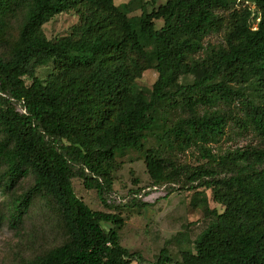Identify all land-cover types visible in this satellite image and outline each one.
<instances>
[{
	"label": "trees",
	"instance_id": "1",
	"mask_svg": "<svg viewBox=\"0 0 264 264\" xmlns=\"http://www.w3.org/2000/svg\"><path fill=\"white\" fill-rule=\"evenodd\" d=\"M237 1L253 10H236ZM133 3L122 11L113 0H0V31L19 23L8 56L0 55L1 181L10 190L28 173L35 176L11 202L10 218L20 223L34 198L52 199L67 235L25 264L144 263L121 246L120 215L92 211L72 181L81 180L112 207L106 198L116 156L143 149L163 101L181 114L162 122L156 140L180 153L196 149L214 168L185 174L161 149H147L151 185L210 189L224 208L209 212L194 252H182L179 264H264V147L216 156L209 146L229 122L264 141V0H168L139 19L128 16ZM70 10L80 24L69 36L48 40L43 25ZM222 30L221 45L204 46ZM51 63L55 73L42 82L35 70ZM150 69L156 81L150 90L139 87ZM183 78L191 82L179 83ZM236 105L238 115L223 110ZM143 191L128 192L124 205L146 206L137 198ZM170 263L163 248L155 264Z\"/></svg>",
	"mask_w": 264,
	"mask_h": 264
},
{
	"label": "rangeland",
	"instance_id": "2",
	"mask_svg": "<svg viewBox=\"0 0 264 264\" xmlns=\"http://www.w3.org/2000/svg\"><path fill=\"white\" fill-rule=\"evenodd\" d=\"M130 1L113 0L122 11L126 10V5ZM166 1L168 0H133L132 11L128 13V16L139 19L142 11L150 14L152 11H157ZM245 6L253 10V6L246 2L237 1L235 3L236 10ZM227 14V12H219L224 19L227 18ZM79 24V14L70 10L55 16L44 24L42 32L48 40L56 41L69 36ZM161 24V20L154 22L157 29ZM18 26V21L12 20L4 31H0V55L8 56L16 40ZM223 35L224 30L209 35L204 40V46L221 45ZM196 57L203 58L204 53H199ZM54 73L52 63L35 70L36 77L42 82H46ZM156 79L157 73L152 69L147 70L138 80V86L150 90ZM25 82L29 85L30 80L25 79ZM190 82V78H183L179 81L181 84ZM223 110L233 115L240 114L237 105L231 111L226 108ZM180 114L178 109L166 101L157 103L153 111L152 133L143 143V149L126 150L117 154L109 175L110 195L106 198L107 204L112 207H105L99 201L97 193L94 190L85 189L81 180L72 181L76 196L92 211L112 212L120 215L124 221L119 231L121 246L130 252H138L144 260L143 264H155L163 248L167 250V257L171 260L170 264H179L182 252H194V240L212 219L209 212L213 209L218 212L224 210L221 204L214 201L211 190L204 188L196 190L164 188L165 197H160L153 202H149L147 196V198L144 197L142 199V202L146 204L144 207L124 205L130 191L144 190L143 192L148 195L153 189L159 188L151 185L146 172L144 151L147 149H161L164 157L185 174L197 168H214V164L202 159L196 149L180 153L156 140V134L162 131V122L164 120L171 122ZM209 146L216 156H222L237 149L262 148L264 141L251 130L242 131L229 122L225 135ZM1 172L2 168H0V264H25L35 256L44 254L51 248L64 243L67 235L60 213L52 199L49 201L43 197L34 198L21 222H13L10 218L11 202L32 187L35 176L28 173L14 188L6 190L2 185ZM178 184L182 185V182ZM132 264L138 263L133 262Z\"/></svg>",
	"mask_w": 264,
	"mask_h": 264
},
{
	"label": "built area",
	"instance_id": "3",
	"mask_svg": "<svg viewBox=\"0 0 264 264\" xmlns=\"http://www.w3.org/2000/svg\"><path fill=\"white\" fill-rule=\"evenodd\" d=\"M165 192L166 191L164 190V187H162V188H158V189H153V191L150 194H148V195L140 194V195L137 196V198L142 200L144 197L147 196L149 198V200H150L149 202H153V201H155L156 199H158L160 197H165V195H166Z\"/></svg>",
	"mask_w": 264,
	"mask_h": 264
}]
</instances>
